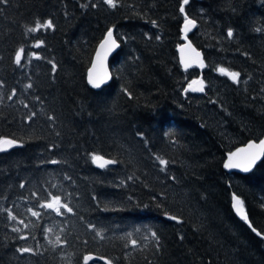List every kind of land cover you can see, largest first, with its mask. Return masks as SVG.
<instances>
[{"label": "trees", "instance_id": "trees-1", "mask_svg": "<svg viewBox=\"0 0 264 264\" xmlns=\"http://www.w3.org/2000/svg\"><path fill=\"white\" fill-rule=\"evenodd\" d=\"M82 2L0 4V138L17 142L0 152V264H82L85 255L94 257L89 264H264V239L230 206L238 196L264 234V157L247 175L222 168L228 153L264 136V0H190L186 13L197 27L187 38L205 67L185 72L175 51L182 0H118L115 9ZM37 19H51L54 30L27 34ZM109 28L120 48L109 61L110 83L96 89L85 72ZM21 47L27 59L17 66ZM220 67L240 72L241 83ZM196 79L205 83L202 95L185 91ZM92 154L117 163L96 168ZM49 193L74 214L39 208ZM48 227L62 246L44 239Z\"/></svg>", "mask_w": 264, "mask_h": 264}, {"label": "snow or ice", "instance_id": "snow-or-ice-1", "mask_svg": "<svg viewBox=\"0 0 264 264\" xmlns=\"http://www.w3.org/2000/svg\"><path fill=\"white\" fill-rule=\"evenodd\" d=\"M8 0H0V4L7 3ZM190 0H182V3L180 5L179 11L184 16V33H185V39H187V33L191 31L192 29L197 27V21L194 19L189 18L188 14L186 13L185 6L188 5ZM102 3L104 5H107L108 8L115 9L118 6V0H102ZM81 8L87 9L89 6L92 8H96L97 4L94 2V0H85V2L81 3ZM154 26H156V22H152ZM45 30H54V24L51 19L47 20H40L37 19L33 26L26 27V33L27 34H37ZM257 32L262 31V29L257 28ZM227 37L233 38L234 32L231 28L227 31ZM42 40H37L36 43L33 45L36 48H40L43 45ZM120 44L117 42L116 37L114 36V29L109 28L103 37L102 41L99 44V49L103 50V55H101V52L98 51L96 54L97 61H99L102 65L103 59H106L107 56L114 51L115 49L119 48ZM187 48L191 50V52L194 54L192 58L185 59L184 56H181V63L184 65L185 71L189 67L192 66L193 63H197L199 67L203 68L205 67L204 60L201 56V53L197 51L195 48L192 47L191 43L186 45ZM181 53L184 52V47H181L180 49ZM33 58L35 59H41L39 55L36 53L31 54ZM27 59V56L25 54V49L23 47L19 48L14 55V63L17 66H22L23 61ZM51 63V62H50ZM96 64H93V69L89 71L88 74V83L93 88H100L101 85L105 82V80L108 78L107 72H105L103 75H99L95 73ZM52 69H56L55 63H52ZM219 73L222 76H227L234 84H240L241 80V73L237 71H228L224 67L218 68ZM193 85H198L197 87H193ZM4 85L2 82H0V88H2ZM27 88L31 89L32 84L29 83L26 85ZM192 91V92H204L205 91V83L203 80H193L189 85L188 88L185 89V91ZM264 91V90H262ZM14 96H16V91L13 90L11 94L8 96V99L11 100ZM23 103V102H22ZM24 107H28L27 104H24ZM32 116H35V113H32L31 116L28 117L29 120L32 119ZM49 119H54V117H49ZM141 135V138H143V134ZM17 146V142L13 139L9 138H0V152H5L8 149ZM264 157V140H260L259 143H249L246 148H240L236 152L230 153L227 158V162L224 163L225 169H240L242 172H249L253 168V166L257 163V161ZM91 160L94 164H97L98 167L103 168L107 165L115 164L117 161L112 159H105L101 155L92 154ZM51 163L55 164L58 163V161H50ZM159 163L161 165L166 166L167 161L160 159ZM174 179V178H173ZM21 188L25 187L24 184L20 185ZM32 195L35 197L37 194L34 192ZM39 199V198H38ZM232 207L235 210L236 214L246 223H248V226L252 228V231L256 233L257 236H260L261 239H264V234L258 232L255 228L252 227L251 223L249 222V217L246 214L244 210V202L236 195L232 196ZM38 207L41 209H44L46 212L51 211L54 212L57 216H63L64 213L74 214L73 209L69 206L67 202H65L61 196L54 195L52 193H49V198L47 200L41 201L38 204ZM63 210V211H62ZM4 211L7 212V217L10 221H14L20 225H23L24 228H27L28 225L25 223L23 219H18L17 216L12 212L11 209H4ZM27 211L31 214L32 217H35L39 219L42 215L41 212L34 210L33 208H28ZM168 219L170 220H177L174 216H168ZM177 222H179L177 220ZM89 230L95 232V235L99 237L100 239H103V235L100 231L96 230L94 225H89ZM13 232L20 233L22 231L21 228L13 227ZM63 231V229H61ZM45 235L44 239L48 242L49 245H52L53 248L56 246H62L61 245V236L59 234L55 235L54 240L50 238V234L53 233V229L51 227L45 228L44 230ZM152 239L156 240V243L159 244V240L157 238V235L155 232L151 233ZM148 237H145L147 239ZM19 239L27 240L29 237L27 235H20ZM66 243V241H65ZM87 243V241H85ZM131 247H137V241L131 240L130 242ZM41 245L37 243V249H39ZM17 251L21 254L29 253V254H36V251H34L31 247H22L18 248ZM94 259L92 255H85L82 258V264H89V261ZM104 264H111L110 261L105 259Z\"/></svg>", "mask_w": 264, "mask_h": 264}, {"label": "water", "instance_id": "water-1", "mask_svg": "<svg viewBox=\"0 0 264 264\" xmlns=\"http://www.w3.org/2000/svg\"><path fill=\"white\" fill-rule=\"evenodd\" d=\"M183 28H184V23L182 24V38H183V43H182L181 45H179V46L175 49V51H176V57H177L178 64H179L181 70L185 72L184 65L181 63V56L183 55L185 59H189V58H192V57L194 56V54L191 52V50H190L189 48L186 47V45L189 44V43H191V42L188 40V38H187V39L184 38V37H185V33H184ZM194 30H195V28L192 29L191 31H189V32L187 33V35L190 34V33H192ZM105 34H106V33H105ZM105 34H104V36H105ZM104 36H103V37H104ZM103 37H102V39H103ZM102 39L100 40V42L102 41ZM100 42L96 45V47H95V49H94V52H93V54H92L91 61H90V64H89V67H88V69H87L86 72H85V80H86V83L89 84V83H88V74H89V71L93 69V64H96V68H95V73H96V74L103 75L105 72H107V74H108V78L105 80V82H104V83L101 85V87H100V88H102V87L107 86V85L110 83L111 75H110V71H109V61H110L111 57H112V56H113V55L119 50L120 47L117 48V49H115L114 51H112V52L107 56L106 59H103V63H102V65H101V63H100L99 61H97V58H96V54H97L98 51H100V52H101V55H103V50H100V49H99V44H100ZM191 45H192V44H191ZM181 47H184V52H183V53H181V51H180ZM192 47L195 48L193 45H192ZM195 49H196V48H195ZM196 50H197V49H196ZM197 51H198V50H197ZM191 68H194V69H197V70H201V67H199L197 63H193L192 66L189 67L187 70H189V69H191ZM196 80H200V79H196ZM89 85H90V84H89ZM90 86H91V85H90ZM197 86H198V85H193V87H197ZM100 88H98V89H100ZM187 88H188V86L186 87V89H187ZM96 89H97V88H96ZM187 92L192 93V94H195V95H202V94L204 93V92H202V93H201V92H192V91H190V90L187 91ZM260 140H264V136H262V137H261L259 140H257V141H252V140H251V141H248V142L244 143L243 145H240V146L236 147V148H235L234 150H232L230 153L236 152V151H237L238 149H240V148H246L247 145H248L249 143H257V144H258ZM8 150H9V149H8ZM5 152H6V151H5ZM230 153H228V154L225 156V160H224V162H223V166H222L223 171H225V172L228 173V174H232V173H234V174H240V175H247V174L250 173V172L256 167V165H257L258 163H260V161L263 159V157H261V158L257 161V163L253 166V168L251 169V171L245 173V172H242L240 169H225V168H224V163L227 162V158H228V155H229ZM93 164H94V163H93ZM94 166H95L96 168H100V167L97 166V164H94ZM109 166H111V165H107V166H105V167H109ZM105 167H103V168H105ZM232 203H233V201H232V198H231V204H230V206H231V210H232L233 214L235 215V217H236L238 220L243 221V220H242V219L236 214L235 210H234L233 207H232ZM243 222H244V224H245L249 229H251V228L248 226V223H246L245 221H243ZM255 234H256V233H255ZM92 260H93V259H92ZM92 260H91V261H92ZM91 261H89V262H91Z\"/></svg>", "mask_w": 264, "mask_h": 264}]
</instances>
